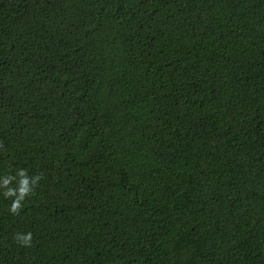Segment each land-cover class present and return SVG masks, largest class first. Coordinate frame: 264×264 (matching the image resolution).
Masks as SVG:
<instances>
[{
    "label": "trees",
    "instance_id": "1",
    "mask_svg": "<svg viewBox=\"0 0 264 264\" xmlns=\"http://www.w3.org/2000/svg\"><path fill=\"white\" fill-rule=\"evenodd\" d=\"M0 264H264V0H0Z\"/></svg>",
    "mask_w": 264,
    "mask_h": 264
},
{
    "label": "clouds",
    "instance_id": "2",
    "mask_svg": "<svg viewBox=\"0 0 264 264\" xmlns=\"http://www.w3.org/2000/svg\"><path fill=\"white\" fill-rule=\"evenodd\" d=\"M19 175L21 176L20 180V186L18 189L10 187L12 181L15 179V177H8L3 179V185L2 187L7 189L6 195L9 197L16 196L18 197L16 201L12 204L11 210L15 212L19 207L21 201L24 200V198L31 193V187L29 186V181L28 179H25V172L24 170H21ZM39 177L35 178V182L38 181ZM18 240H23L25 241V245L28 246L30 245L31 239H32V234L28 233L27 235H17Z\"/></svg>",
    "mask_w": 264,
    "mask_h": 264
}]
</instances>
